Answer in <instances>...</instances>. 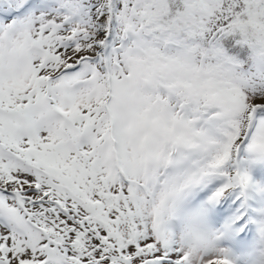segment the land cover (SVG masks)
Returning <instances> with one entry per match:
<instances>
[{
	"label": "snow or ice",
	"instance_id": "obj_1",
	"mask_svg": "<svg viewBox=\"0 0 264 264\" xmlns=\"http://www.w3.org/2000/svg\"><path fill=\"white\" fill-rule=\"evenodd\" d=\"M0 264H264V0H0Z\"/></svg>",
	"mask_w": 264,
	"mask_h": 264
}]
</instances>
